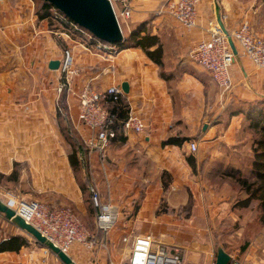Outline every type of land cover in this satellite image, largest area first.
Segmentation results:
<instances>
[{
  "label": "crops",
  "instance_id": "crops-1",
  "mask_svg": "<svg viewBox=\"0 0 264 264\" xmlns=\"http://www.w3.org/2000/svg\"><path fill=\"white\" fill-rule=\"evenodd\" d=\"M130 1L133 14L127 21L128 31L129 24L155 13L152 33L162 39L169 67L179 71L171 79L161 78L159 66L140 48L122 49L111 59L102 60L68 40L54 22L38 19L33 1L0 0V174L8 175L15 163H22L27 171L21 174V180L26 178L33 185L36 182L42 190L50 189L51 183L62 177L68 178L72 183L69 199L76 203L77 209L83 210L82 192L68 159L62 155L63 139L55 123V99L61 96L55 86L60 71L48 67L50 60H61L66 51L74 55L83 72L81 77L92 78L98 89L126 82L128 92H123L122 97L146 124L144 134L130 132L123 142L108 147L106 168L112 186L111 196L103 195V201L110 198L118 206L119 222L105 249L88 252L74 244L68 255L76 264H123L130 254V244L122 241L128 233L148 234L173 246L200 243L206 206L219 212L229 203L224 191L207 185L206 176L199 171L208 162L207 158H195L189 163L188 142L197 140L199 149L202 145L213 152L235 147L238 143L233 140L232 132L238 123L237 116L226 117L225 105L230 99L253 101L264 96V77L254 74L244 60L230 70L233 94L227 100L208 74L188 58L193 44L207 35L213 19V2L220 13L228 14L226 27L247 19L253 31L264 37V6L258 0H202L198 26L191 30L157 13L163 0ZM210 98L220 104L216 112H208L213 105L208 102ZM65 102L69 119L84 142L91 132L77 119L76 99L65 95ZM222 132L223 139L218 135ZM169 136L187 139L179 144H164ZM220 155L219 161L224 158ZM88 160L91 169L97 166L98 185L104 187L94 150L88 152ZM53 190L68 195L58 188ZM53 201L43 202L57 205ZM191 201L194 204L190 211L194 215L185 218L183 209ZM261 238L250 240L246 250L237 254L244 264H264V237ZM51 263L45 256L24 249L0 252V264Z\"/></svg>",
  "mask_w": 264,
  "mask_h": 264
},
{
  "label": "built area",
  "instance_id": "built-area-1",
  "mask_svg": "<svg viewBox=\"0 0 264 264\" xmlns=\"http://www.w3.org/2000/svg\"><path fill=\"white\" fill-rule=\"evenodd\" d=\"M109 2L120 28L123 29L120 17L128 27L127 21L131 19L133 14L131 1L109 0ZM201 2L202 0H163L157 9V13L167 15L181 27L191 30L198 26ZM51 12V20L57 24L59 30L68 40L78 43L85 52L102 60H109L120 51L115 44L99 40L56 8L53 7ZM212 13L213 19L209 22L207 35L193 44L188 53V58L208 74L219 92L228 100L233 94L230 70L235 64L244 60L250 65L254 74L264 77V37L253 31L247 19L241 20L238 25L226 27L224 22L227 21L228 14L220 13L216 2H213ZM1 30L2 27L0 26ZM229 39L236 49V54L232 50ZM59 61V68L55 70L60 71V76L55 91L58 95L66 92L67 95L76 99L77 119L91 132V136L84 140V144L87 146L88 152L94 150L97 153L103 182L111 196L106 158L110 141L116 136V129L112 126L114 116L110 115L108 107L119 102L124 91L120 84H112L103 89H98L92 83V78L81 77L83 72L77 65L74 55L68 51ZM145 130V121L130 103H127L126 117L120 121L119 131L125 136L130 132L144 134ZM198 149L196 140L188 142L190 153L195 154ZM88 191L98 208L95 224L102 233L101 237H96L90 233L82 225L78 215L68 207L26 200L5 189H0V199L13 209L16 215L36 228L66 254L69 253L74 244L91 252L96 248L105 249L107 247L108 237L118 225L120 212L118 206L110 198L108 201H102L97 184H88ZM0 217H4L1 212ZM122 241L130 244L129 257L123 264H184L178 246L168 245L151 235L128 233L122 237ZM52 263L61 264V261L55 255ZM228 264L244 263L237 254L233 253L230 254Z\"/></svg>",
  "mask_w": 264,
  "mask_h": 264
},
{
  "label": "trees",
  "instance_id": "trees-1",
  "mask_svg": "<svg viewBox=\"0 0 264 264\" xmlns=\"http://www.w3.org/2000/svg\"><path fill=\"white\" fill-rule=\"evenodd\" d=\"M261 5L264 6V0H258ZM34 2V13L38 19H47L52 24L51 20V9L53 5L45 0H33ZM155 13H152L140 22L130 24V29L127 34L124 35V40L116 44L119 50L126 49L129 47L140 48L146 56L155 64L159 66L160 77L168 80L174 75L179 73L177 69L169 67V63L166 60L164 53L162 39L152 33V19ZM193 72V71H191ZM65 92L61 93L59 99V105L57 107V119L60 121V131L63 133V137L67 138L70 146V152L68 153V162L72 170L73 176L77 177L78 173L81 172L82 162L81 158L83 152L81 148H84V142L80 138L79 142L75 141L74 135H77L72 122L69 119L67 112V105L65 102ZM110 115L114 116L112 126L116 129V136L111 139L110 145L116 142L121 143L124 141V135L119 131L120 121L126 117L127 113V102L124 97L119 102L112 104L108 107ZM226 117L232 116L244 117L246 126L244 124L243 130H251L250 136V147L248 148L247 142H237L238 144L234 147L235 149H241L246 158L249 159V166L241 168V164L237 165L234 160L228 159L227 156L219 161L217 172L209 174L211 179L214 176L219 177L220 181H226V179L232 180L231 186V197L229 201L230 211L235 210L237 213L235 221V233L240 230L245 233V212L247 209L253 208L255 211V219L258 223V227H264V96L253 100H234L230 99L223 109ZM187 138L169 136L166 138L164 144H179ZM251 150V154L250 151ZM249 153V154H248ZM248 154V156H247ZM250 155V156H249ZM246 159V160H248ZM193 163L194 159L189 158ZM238 161H240L238 159ZM25 165L22 163H15L10 174H0V185L6 183H13L14 186L19 184L21 180L22 169ZM202 170V166H200ZM82 195H85L86 203L89 205V209L97 211L98 208L86 187L81 185ZM225 191L224 189H222ZM8 224L12 225L11 222L7 221ZM258 228V229H259ZM29 244L28 239L17 233H9L6 236L0 238V252H19L22 248L27 247ZM249 244V239H245L240 245V254L243 253ZM228 254L230 251L222 247Z\"/></svg>",
  "mask_w": 264,
  "mask_h": 264
},
{
  "label": "rangeland",
  "instance_id": "rangeland-1",
  "mask_svg": "<svg viewBox=\"0 0 264 264\" xmlns=\"http://www.w3.org/2000/svg\"><path fill=\"white\" fill-rule=\"evenodd\" d=\"M117 12L119 13V8L117 7ZM121 23L123 25V34H127V26L124 24V20L120 17ZM56 24V23H54ZM130 27V24H129ZM130 29V28H129ZM60 42H62V47L64 46V42L60 39ZM207 77V75H206ZM215 85V84H214ZM218 89V88H217ZM214 93V91H212ZM211 94V93H210ZM65 95L66 92H65ZM64 95V96H65ZM56 117H55V123L56 125L60 127V121L57 119V107L59 105V99L58 96L56 97ZM240 100V99H239ZM209 104L212 105V110L208 112H216L217 107L220 105L217 103V101H213L211 98L208 100ZM216 104V105H214ZM222 104V102H221ZM211 106V105H210ZM226 120V119H225ZM236 121L238 122L236 125L235 130L232 132V137L235 142H247L248 148L250 147L249 144V138L251 136V130H247L246 132L243 130L244 124L246 126V121H244V117H241L240 115L237 116ZM228 121H225V124ZM225 128V127H224ZM76 130V129H75ZM61 133V131H60ZM77 135H74L75 141L77 138V141L79 142V139L81 138L80 134L76 130ZM224 133L218 134L219 136H222ZM63 139V156H66L68 159V153L70 152L72 142L70 141V146L68 144L67 138L63 137V133L60 134ZM82 139V138H81ZM194 139H197V137H194ZM221 139V138H219ZM226 139V138H225ZM224 139V140H225ZM231 139V138H230ZM197 141V140H196ZM200 142H203L202 140ZM85 147L81 148L82 150V168L81 172L78 173L77 177L74 176V179L76 181V184L79 188H81V185L86 187V190H88V184L94 183L97 184L99 194L101 196V199L103 201V195L106 197L108 195L107 188L102 186L103 184H99V176L97 170V166L93 167V169L89 166V160H88V149L87 146L83 144ZM233 147V146H232ZM226 148L223 150L216 149H208L205 146L203 147L201 145L198 154L192 155L191 153H188V158H207L208 162L202 167V170L199 171L201 174H204L206 176L207 185H211L213 189H224V195L230 200L229 197H231V186H232V180L226 179V181H220L219 177L214 176L211 179L209 178V174H212L213 172H217V168L219 167L218 161L220 158V154L222 153L224 156H227L228 159L234 160L237 165L241 164V168L244 169V167L249 166V159L246 158L245 153L241 149H235L232 148ZM251 148V147H250ZM221 152V153H220ZM251 154V150L249 151ZM249 154V153H248ZM247 154V156H248ZM250 156V155H249ZM209 157L213 158L209 160ZM238 159L240 161H238ZM248 159V160H246ZM189 163L192 164V162L189 160ZM71 169V168H70ZM27 171V166H24L22 169V173ZM100 171V169L98 170ZM72 172V170H71ZM73 174V173H72ZM26 179V178H25ZM20 180L19 184L15 185L13 183H6L5 185H0L5 190L12 191V193L18 194L21 198H25L26 200H36V201H53V204H60L61 206H65L70 208L75 214L78 215L82 225L94 236L101 237L102 233L97 229L95 224V217L97 214V211H93L92 209H89V205L86 203V197L85 195H82V202H83V210H79L76 208V203L72 202L69 198L72 197V183L64 177L60 181H55L51 183L50 189L42 190L41 187H38L36 185V182L31 184L28 180ZM167 177L163 174V180H166ZM104 183V182H103ZM112 186V185H111ZM53 188H58L60 190L65 191L68 195L64 196L62 193H59L57 191H54ZM53 191H52V190ZM103 190H106L103 194ZM56 192V193H55ZM193 200V199H192ZM224 200V199H223ZM217 201V199H215ZM220 202V201H219ZM229 203V201H228ZM194 202L189 203V205L185 206L183 209V215L185 218L190 217L192 212L190 211L192 205ZM220 204V203H219ZM163 204L161 205V210ZM196 209V208H195ZM246 215L245 219L247 220V224H245V233H242L241 230L238 233H235V224H238V221H235L233 217L235 218L237 213L235 210L230 211V206L223 207L222 211L214 212L212 208H209L206 206L203 214H205L204 222L202 221V229H203V240L200 243H190V242H183L178 244L180 252L184 259V264H214L215 258H216V252L218 247H224L230 253L234 254H240V245L245 239L255 240V239H262L261 237H264V227H261V229L258 227V223L255 219V211L253 208L247 209L244 211ZM10 222V221H9ZM12 224V223H11ZM239 226V224H238ZM259 228V229H258ZM189 229V228H188ZM98 232V233H97ZM9 233H17L25 236L29 244L27 247H24V251H27V253L34 252L37 255L40 254L43 257L47 258L49 263L52 262L53 257L55 255L48 250L47 248L43 247L42 245L35 242V240L27 235L26 233L22 232L20 229H18L13 224L10 225L7 223V220L4 217H0V238L2 236H6ZM21 249V250H22ZM63 264V263H61Z\"/></svg>",
  "mask_w": 264,
  "mask_h": 264
},
{
  "label": "water",
  "instance_id": "water-1",
  "mask_svg": "<svg viewBox=\"0 0 264 264\" xmlns=\"http://www.w3.org/2000/svg\"><path fill=\"white\" fill-rule=\"evenodd\" d=\"M53 5L54 8L62 12L78 26L89 31L92 35L101 41L109 44H118L124 40V34L120 28L114 11L109 0H45ZM229 43L233 52L236 54V49L229 39ZM59 60H50L48 67L50 69H58ZM125 93L128 92V84H121ZM0 212L4 218L10 221L14 226L32 237L36 243L49 249L63 264H76L72 258L63 252L59 247L54 245L46 237H44L36 228L26 223L20 216L15 214L6 203L0 199ZM230 254L222 247L217 248L214 264H228Z\"/></svg>",
  "mask_w": 264,
  "mask_h": 264
}]
</instances>
